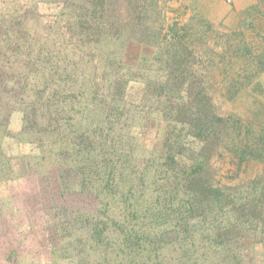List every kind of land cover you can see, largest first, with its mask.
Instances as JSON below:
<instances>
[{
  "label": "rangeland",
  "instance_id": "374dc122",
  "mask_svg": "<svg viewBox=\"0 0 264 264\" xmlns=\"http://www.w3.org/2000/svg\"><path fill=\"white\" fill-rule=\"evenodd\" d=\"M137 5L140 8L130 27L140 38L127 41L117 57L121 69L130 72V77L143 74L142 83L156 86L175 81V75L167 79V71L173 69L171 63L177 55L183 57L179 70L200 61L203 73L199 81L209 89L206 97L216 114L215 141L202 144L173 132V123L166 127L159 118L166 112L170 119L171 111H162L154 100L138 102L123 122L113 118L112 101L101 79L102 72L109 70L106 66L96 68L100 79L91 82L90 71L81 78L86 82L66 85L74 93L66 105L48 107L37 102L27 94L30 76L19 58L16 31L21 21L10 5L0 1V264L88 261L94 252L86 253L79 244L90 248L92 227L89 220L76 217V212L92 210L100 202L90 196L95 195L92 188L98 183L116 195V204L108 200L110 211L125 208L124 215H134L131 222L114 224L118 233L109 232L114 244L110 256H105L108 264L178 261L184 248L195 253L201 264H246L251 246L264 245V231L247 225L235 230L228 221L229 211L235 212V199L247 194L242 193L245 188L241 185L264 171L263 164L240 163L232 147L235 117L246 122L264 112V0H146L144 7L139 0ZM86 56L79 53L78 70L70 65L62 78L74 80L75 72L89 64ZM113 68L118 66L113 64ZM112 79L113 72L108 81ZM54 86L61 87L60 83ZM175 130L179 131L178 126ZM177 135L182 146L177 154L181 156L165 158L172 155L167 150ZM79 147L88 154L85 158L96 159L97 168L92 163L87 166L89 159L81 160ZM162 165L168 170L166 175ZM180 169L197 171L195 182L207 185L205 196L188 195L181 187L178 190L172 174ZM90 171H97V177ZM89 177L95 180L90 182ZM172 188L178 191L176 197ZM156 209L163 210L164 216L171 211L183 220L182 227L206 235L180 250L168 249L166 236L153 238V244L140 245L142 250L135 252L134 259L135 253L130 251L139 241L132 238L129 226L137 229L136 223H140L144 227V217L154 218L151 212ZM148 249L153 255L147 256ZM155 252L158 257L154 260ZM100 253L104 258L102 250Z\"/></svg>",
  "mask_w": 264,
  "mask_h": 264
},
{
  "label": "trees",
  "instance_id": "16d2710c",
  "mask_svg": "<svg viewBox=\"0 0 264 264\" xmlns=\"http://www.w3.org/2000/svg\"><path fill=\"white\" fill-rule=\"evenodd\" d=\"M6 2L11 7V11L18 16L21 21L20 26L17 27V34L20 41L18 42V50H20V57L27 66V75L30 76L29 86L30 90L27 94L36 98L37 102H42L44 106L53 105L59 107L66 105L71 101V97L74 95L73 91L65 88L69 83L80 81V83L86 82V78L81 79L86 74H92L93 80L100 79L98 66L109 68L106 72H102L101 79H103L105 90L109 94V98L112 101L113 118H118L120 121L124 119L125 114L132 112L136 109L138 102L155 101L157 106H161L162 111H171L170 119L167 120L168 113H164L162 118L164 125L173 123V132H182L184 136L188 138L192 137L202 144H206L210 141H215V132L213 130V123L216 122V114L213 110V104L206 97L209 89L202 84V63L200 61H191L197 64V67L185 65V70L182 68L179 70V63L181 56L175 57L171 67L167 71V79L175 75V81L169 84L161 83L156 86H150L141 82V78L144 76L138 74L134 77H130V72H124L117 61V57L121 55L123 48L126 46L127 41L130 39L140 38L136 29L131 28L135 23L134 15L140 8L137 5L139 0H132L133 4H127L128 0H0ZM140 4L146 6V0H140ZM138 40V39H137ZM192 40V39H191ZM188 39L187 42H189ZM193 41V40H192ZM190 43V42H189ZM188 43V44H189ZM190 45V44H189ZM79 53L87 54V62L85 63L81 71H76L74 80L69 77L62 78L65 74L67 67L74 66L78 70L77 58ZM75 54V55H73ZM202 54V50L199 52ZM186 61H184L185 63ZM190 62V59L187 61ZM186 62V63H187ZM113 64L118 66V69L113 68ZM168 67V65H166ZM263 69V68H262ZM113 70V71H111ZM98 71L99 73H95ZM113 72V79L109 82L110 73ZM95 73V74H94ZM126 75V76H125ZM181 78V79H180ZM83 80V81H82ZM91 83L89 80H87ZM60 83V88H56L54 85ZM138 83V84H137ZM65 85V86H64ZM241 88V87H240ZM26 92V90H25ZM24 92V93H25ZM256 101H253L255 104ZM159 104V105H158ZM257 104H259L257 102ZM115 106V107H114ZM49 107V106H48ZM62 110L58 108V110ZM160 109V112H161ZM129 110V111H128ZM158 110V109H157ZM128 111V112H127ZM261 111V110H259ZM253 112V111H252ZM222 122V120H219ZM123 122V121H122ZM178 126V130L175 128ZM174 135V133H173ZM183 136V137H184ZM180 136L177 135L174 138L173 146L168 147V152L173 151L171 156L165 158L174 160L178 155V150H181ZM232 147L235 150V158L240 163L242 162H257L263 164L264 167V112L261 114L255 113L251 121L244 122L240 118L235 117V142H232ZM205 145H203L204 149ZM172 148H175L176 152ZM81 160L88 154H84L83 149L79 147ZM79 154V155H80ZM87 166L97 165L96 159L88 157ZM94 162V163H93ZM92 163V164H89ZM165 169L163 172L166 175L165 165H162ZM201 165L199 164V167ZM196 167V170L199 169ZM97 168V167H95ZM264 169V168H263ZM172 171V170H170ZM97 177V171H90L89 174ZM197 171H183L180 169L177 173L172 174L174 176L175 183L178 185V190H181L188 195L201 194L204 195V187L207 186L197 184L195 178ZM112 175V171L109 172ZM91 182L95 179L89 177ZM88 183H86L87 185ZM84 187L86 185L82 184ZM245 189L242 193H247L246 196H240L235 199V212L229 211V219L232 225H235V230H240L241 226L248 228H258L259 231H264V171L260 174L255 173L251 181H246L241 185ZM88 187V185H87ZM207 188V187H205ZM110 190L100 183L92 188L94 196L90 194L93 200L100 201L96 203L92 210L76 212L82 220L88 221L91 224L90 231V248L84 247L85 244L80 242L79 246L86 251V253H93L92 257H89L88 261H84L81 264H108L105 256L108 255V251L113 247V241L108 234L114 229L119 232L118 227H115L116 222H131L134 215L131 213L125 214V208H118L113 213L110 208L109 199L111 204H116V195L111 194ZM172 193L175 197L178 195V191L172 188ZM101 194V195H100ZM103 197V198H100ZM106 200V201H105ZM97 201V202H98ZM102 201V202H101ZM105 201V202H104ZM159 204V203H157ZM100 205L102 207H100ZM191 207V208H190ZM187 208L191 213L192 205ZM222 210V209H221ZM120 213V214H119ZM235 213V218L232 216ZM121 214L124 216L122 220H119ZM154 218L147 219L144 223L137 225V229L134 226H129V231L134 235L132 238H136L139 243L133 245L135 249L130 252H137L142 250L141 244L147 242V245L153 244V238H160L166 236L168 242L166 247L168 249H181L185 245H193L194 242L199 239L200 236L206 235L204 231L197 229V233L189 231L186 227H182L183 220L180 217H174V213L171 211L167 214H163V210H157L151 212ZM132 217V218H130ZM175 221V225L168 227V223ZM178 222L181 224L178 225ZM148 222V223H147ZM151 227H147V225ZM187 225V224H186ZM124 228V227H123ZM217 228V225H216ZM126 229L121 233L122 236ZM141 240H144L141 241ZM122 245L121 240H118ZM197 242V241H196ZM146 245V244H145ZM260 247H252V251L249 254V262L246 264H264V245L258 244ZM63 248L70 247V244L62 246ZM91 247H95L92 251ZM187 249V248H186ZM183 250V257L177 259H169L162 263L161 261L154 262L155 264H201L198 261L195 253L189 249ZM91 250V251H89ZM103 252L104 258L100 257V252ZM144 250V249H143ZM162 250V248L160 249ZM147 256H151L152 250H145ZM161 254H165L164 251ZM187 255V256H186ZM134 259L137 258V254L133 255ZM158 252L154 254V260L157 259ZM52 264H60L58 261L52 262ZM75 264V263H74Z\"/></svg>",
  "mask_w": 264,
  "mask_h": 264
}]
</instances>
